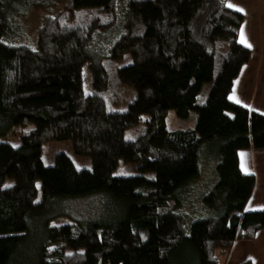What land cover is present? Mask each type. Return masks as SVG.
I'll list each match as a JSON object with an SVG mask.
<instances>
[{"label": "trees", "instance_id": "1", "mask_svg": "<svg viewBox=\"0 0 264 264\" xmlns=\"http://www.w3.org/2000/svg\"><path fill=\"white\" fill-rule=\"evenodd\" d=\"M114 6L66 0L27 46L3 40L12 21L0 0V138L31 125L17 146L0 141V264H223L234 241L264 228V209H245L255 178L238 160L240 150L264 149V113L229 98L251 56L238 40L243 13L226 0H129L123 33L97 54L94 35ZM126 54L131 62L116 66ZM204 83L209 92L196 104ZM122 86L134 96L113 110ZM170 110L184 120L193 111L194 125L168 129ZM143 114L141 131L126 139ZM54 141H69L90 167L65 152L44 165ZM120 159L138 173L114 175ZM203 169L213 183L197 185L210 186L211 212L190 222L181 204ZM93 194L105 201L91 218L51 224L43 213Z\"/></svg>", "mask_w": 264, "mask_h": 264}, {"label": "rangeland", "instance_id": "2", "mask_svg": "<svg viewBox=\"0 0 264 264\" xmlns=\"http://www.w3.org/2000/svg\"><path fill=\"white\" fill-rule=\"evenodd\" d=\"M129 0H115L114 10L112 12V22L104 29L98 31L93 38V49L97 54L105 55L109 52L113 42L124 31V19L125 10ZM255 1V0H254ZM3 2V1H2ZM66 0H7L9 3V18L12 21V25L7 32V35L3 40L12 45H27L34 46L36 40V30L41 23V20L45 16H52L59 12ZM227 4H233L230 0H226ZM253 3H247V7L250 8ZM238 9L232 7L235 10H246L244 4L241 2L237 5ZM253 8V7H252ZM247 11V10H246ZM131 62L130 55L126 54L123 58L116 62V66H124ZM85 75L86 85L90 87L91 75L83 67ZM257 80V79H256ZM209 83H204L198 93L195 103L201 104L205 101L209 92ZM134 92L132 89L122 86L119 88L117 95L111 98V107L113 110H125L127 102L133 98ZM148 118V115H141L140 121L127 129L125 132V138L131 139L138 132L141 131L144 120ZM166 127L168 129L184 128L187 126H193L195 123V114L192 111L188 119L184 120L178 118L172 110L168 111L166 115ZM31 128L30 124L18 125L14 127L6 136L0 138V141L8 142L12 146H17L20 143V133L25 132ZM58 152H65L70 156L74 165L77 168L90 167V161L88 158L76 155L73 153L69 141H54L44 145L41 160L44 165L49 166L53 163V156ZM136 165L132 163L123 162L118 160L117 165L113 171L114 175H133L137 174ZM146 177H152V173L145 174ZM210 185L213 183L212 175L207 170H201V177L191 184V188L188 192V196L183 200L181 208L190 217V222L196 218L207 216L211 209L207 207V203L203 200V197L209 193L210 186L207 189H203L198 182ZM6 183L10 184L11 180L6 179ZM39 185V183H38ZM105 199L100 194H93L82 198H65L57 200L43 212L49 216L51 224L73 222L81 218H91L99 212ZM56 244L64 246L65 242L57 240Z\"/></svg>", "mask_w": 264, "mask_h": 264}, {"label": "crops", "instance_id": "3", "mask_svg": "<svg viewBox=\"0 0 264 264\" xmlns=\"http://www.w3.org/2000/svg\"><path fill=\"white\" fill-rule=\"evenodd\" d=\"M230 1L236 9L242 2L247 10L241 11L244 18L238 40L240 42L243 30L247 43L251 45V56L235 78L229 98L235 96L231 100L264 113V0ZM247 3L253 4L248 8ZM238 160L242 172L253 173L255 178L245 209H264V149L240 150ZM223 264H264V228L252 240L234 241Z\"/></svg>", "mask_w": 264, "mask_h": 264}, {"label": "snow or ice", "instance_id": "4", "mask_svg": "<svg viewBox=\"0 0 264 264\" xmlns=\"http://www.w3.org/2000/svg\"><path fill=\"white\" fill-rule=\"evenodd\" d=\"M228 6H229V7H233V5H231V4H229ZM238 10H239V9H238ZM240 42H241L242 44H245V46H247V47H251V45L247 43V40H246V38H245V35H244L243 30H241V40H240ZM230 99H235V96L230 97ZM237 102H239V101H237Z\"/></svg>", "mask_w": 264, "mask_h": 264}]
</instances>
